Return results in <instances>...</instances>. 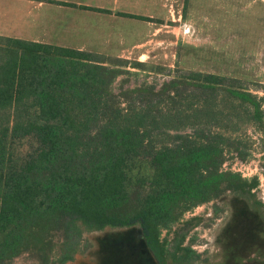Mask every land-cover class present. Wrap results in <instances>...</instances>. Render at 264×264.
<instances>
[{"label":"trees","instance_id":"trees-1","mask_svg":"<svg viewBox=\"0 0 264 264\" xmlns=\"http://www.w3.org/2000/svg\"><path fill=\"white\" fill-rule=\"evenodd\" d=\"M105 63L0 36V264L22 253L66 264L84 248L81 227L134 224L156 264H191L199 255L163 245L161 229L244 182L221 159L243 158L240 123L264 133L263 95L193 72L129 88L120 107L111 85L121 72ZM10 136L36 145L14 161ZM147 177L148 188H130Z\"/></svg>","mask_w":264,"mask_h":264},{"label":"rangeland","instance_id":"rangeland-1","mask_svg":"<svg viewBox=\"0 0 264 264\" xmlns=\"http://www.w3.org/2000/svg\"><path fill=\"white\" fill-rule=\"evenodd\" d=\"M179 24L180 28L174 29L178 41L173 42L171 33L168 37L172 42L153 46L146 57L139 58L135 52L127 56L97 55L121 72L111 85L120 107H125V102L119 96L129 92V88L144 81L159 84L172 77L192 76L193 72L219 75L227 83L248 87L264 96V0H187ZM141 30L142 24L130 26L129 36L132 32L136 38ZM135 61L144 63L142 69L130 67ZM240 125L243 158L232 150L222 157L220 165V171L244 180L239 189L227 190L214 200L184 211L169 229H161L163 245L172 249L180 242L183 248L199 255L191 264H241L244 253L254 255L260 247L258 235L264 222V133L253 126ZM35 145L31 136H10L7 151L18 161ZM143 173H150L146 163ZM149 184L147 177L142 183L134 180L130 188H148ZM81 228L84 248L66 264H156L139 224L100 230ZM249 242L251 246L247 248ZM180 252L178 246V255ZM10 264L39 262L33 254L22 253ZM166 264L177 263L168 260Z\"/></svg>","mask_w":264,"mask_h":264},{"label":"crops","instance_id":"crops-1","mask_svg":"<svg viewBox=\"0 0 264 264\" xmlns=\"http://www.w3.org/2000/svg\"><path fill=\"white\" fill-rule=\"evenodd\" d=\"M186 1L0 0V36L95 55L127 56L135 52L142 58L153 46L172 42L168 37L171 33L173 42L178 41L174 29L180 28ZM139 24L142 30L136 38L132 32L129 36V27ZM259 230L261 250L254 255L244 253L241 264H264V222ZM247 245L249 248L250 242Z\"/></svg>","mask_w":264,"mask_h":264}]
</instances>
